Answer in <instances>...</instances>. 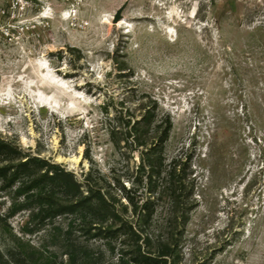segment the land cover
I'll return each mask as SVG.
<instances>
[{"label": "rangeland", "instance_id": "1", "mask_svg": "<svg viewBox=\"0 0 264 264\" xmlns=\"http://www.w3.org/2000/svg\"><path fill=\"white\" fill-rule=\"evenodd\" d=\"M0 144V165L36 157L155 198L148 233L177 238V264H264V0L0 4ZM40 201L0 177L4 259L116 263L68 218L41 221Z\"/></svg>", "mask_w": 264, "mask_h": 264}, {"label": "trees", "instance_id": "2", "mask_svg": "<svg viewBox=\"0 0 264 264\" xmlns=\"http://www.w3.org/2000/svg\"><path fill=\"white\" fill-rule=\"evenodd\" d=\"M164 124L165 129L157 139L159 144L167 139L171 128L169 119ZM5 149L6 145L0 144L3 154L7 153ZM161 164L159 158L154 173H161ZM175 171L172 167L168 174ZM0 177L9 182L18 179L21 189L36 192L41 200L38 209L41 221L64 216L70 220L66 236L76 224L77 230L87 239L104 241L111 252H117L115 264H177V238L172 233L156 237L148 233L155 214V198L144 199L136 195L134 189H126L123 185L117 189L118 195H105L88 183H79L64 169L36 157H28L16 165H0ZM169 218L170 225L182 223L175 211L170 212ZM66 254L68 264H77V261L87 264L99 261L104 253L99 250L94 256L84 249L81 257L76 250L66 251ZM4 257L0 253V264H13ZM46 264L62 263L47 261Z\"/></svg>", "mask_w": 264, "mask_h": 264}, {"label": "built area", "instance_id": "3", "mask_svg": "<svg viewBox=\"0 0 264 264\" xmlns=\"http://www.w3.org/2000/svg\"><path fill=\"white\" fill-rule=\"evenodd\" d=\"M35 0H0V4L5 3L11 10L25 8ZM3 13V11H2Z\"/></svg>", "mask_w": 264, "mask_h": 264}]
</instances>
